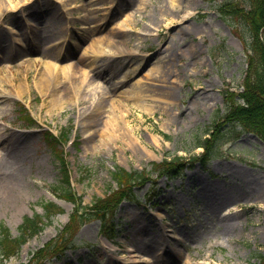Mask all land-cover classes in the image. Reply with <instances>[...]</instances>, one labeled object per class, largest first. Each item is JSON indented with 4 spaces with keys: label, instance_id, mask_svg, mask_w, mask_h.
Returning <instances> with one entry per match:
<instances>
[{
    "label": "rangeland",
    "instance_id": "1",
    "mask_svg": "<svg viewBox=\"0 0 264 264\" xmlns=\"http://www.w3.org/2000/svg\"><path fill=\"white\" fill-rule=\"evenodd\" d=\"M64 1L14 0L19 9L2 19L0 39L20 52L8 57L0 46V73L6 75L0 89L8 93L0 103V133L5 137L0 151L9 148L25 158L26 170L25 184H4L10 170L0 161V224L15 236L25 215L44 213L43 202L54 200L64 208L50 220L44 218L43 229L3 264L27 261L66 223L74 207L60 195L66 183L46 129L77 134L74 143L57 146L70 169L72 190L90 204L116 185L115 166L139 170L150 168L152 160L200 154L199 140L225 111L223 90L240 89L246 69L244 41L251 40V33L242 19L221 10L227 0H176L174 5L172 0H142V10L138 0H95L93 7L99 11L93 14L104 18V35L127 13L133 25L128 36L114 35L117 42L110 43L111 52L107 47L94 68L78 61L83 52L94 55L92 39L82 40L88 22L81 10L90 0H72L77 5L72 13ZM188 10L192 14L183 19ZM57 12L59 20L52 22ZM33 19L39 22L37 31L50 28L52 42L65 41L59 44L58 58L42 52L52 46L45 39L39 50L28 49ZM49 60L63 78V67L73 69L77 82L84 69L89 76L97 73L90 92H81L83 101L64 96L57 106L53 84L41 79ZM67 86L70 91L72 85ZM115 88L123 96L113 94ZM132 89L139 93L128 98ZM65 90L59 86L56 94ZM100 100L108 104L107 112H86L90 103ZM19 102L37 124L26 121ZM113 108L116 126L105 131ZM233 129L225 127L206 164L196 162L176 177L163 176L156 184L137 187L138 200L118 208L114 241L99 232L98 220L89 221L80 228L76 245L47 264H261L255 254H264V144L246 132L234 139ZM244 167L247 171L241 170Z\"/></svg>",
    "mask_w": 264,
    "mask_h": 264
},
{
    "label": "trees",
    "instance_id": "2",
    "mask_svg": "<svg viewBox=\"0 0 264 264\" xmlns=\"http://www.w3.org/2000/svg\"><path fill=\"white\" fill-rule=\"evenodd\" d=\"M224 11H229L233 16L243 19L251 31V42L248 49L247 69L242 82L243 89L234 91L227 89L224 93L226 111L224 115L213 123V131L205 140H201V146L205 150L200 157H194L206 162L209 153L213 148L216 139L221 135L227 124L235 128L242 126L245 131L256 133L264 141V43L262 35L264 33V0H230L221 7ZM242 131H237L236 136ZM48 138L53 137L50 132ZM183 157L177 156L174 159L153 162L149 171H127L121 167L115 168L112 172L113 179L117 182V187L110 188L103 197H97L89 206L77 207L71 214L69 222L43 246L35 250L28 262L23 264H45V260L54 256H60L64 251L72 246L73 238L81 224L91 219L101 220V231L113 237L115 233L114 217L119 203L123 199L134 197V186L142 185L150 180L151 173L157 176H174L185 166ZM64 167V165H63ZM64 181L68 182V174L64 168ZM65 195L74 201L77 199L70 189L65 190ZM47 216L59 211L57 204L47 202L44 204ZM40 217H25L21 223L20 235L11 237L8 229L2 228L0 237L1 249L5 256L13 254L28 236L33 235L42 228L39 223ZM39 221V222H38ZM264 260V255L258 253Z\"/></svg>",
    "mask_w": 264,
    "mask_h": 264
},
{
    "label": "bare ground",
    "instance_id": "3",
    "mask_svg": "<svg viewBox=\"0 0 264 264\" xmlns=\"http://www.w3.org/2000/svg\"><path fill=\"white\" fill-rule=\"evenodd\" d=\"M112 1V0H111ZM119 1V0H118ZM141 1V3L138 5L137 8H140V10L144 9V4L142 2V0H138ZM144 1V0H143ZM7 2V4H5ZM176 2V0H172V4L174 5ZM95 0H90L89 4L86 2H84V7L86 5V9H83L81 11H84L85 13L82 14V17L84 18V20H86L88 23H86L87 25L84 26L85 29V33H83V39L85 40L87 38L92 39V42L90 43V50L94 53V55L88 56L86 55V52L84 54L83 52V56L80 57V59H78V61L82 62V60L87 63L88 67L90 68H94V65L96 63V60L98 59V57L108 53L107 47L110 51L111 46L110 43H116L117 41L114 39V35L120 34L123 36H128V34H126V32L128 31V28H132L133 22V16H131L130 13L126 14V17L124 20H120L119 24H117V26L112 29L111 31L108 32V34L104 35L102 33L103 30V19L104 18H98L95 13L96 11H99V9L94 8L93 4H95ZM64 4L71 6L70 9L71 11L69 13L73 12V9H76L75 7L77 6L76 4H73L72 0H65ZM20 4H18V2H14V0H0V30L1 27L4 26L3 24V20L2 19H6L7 14H9L10 11H14V13H16V9H19ZM78 8V7H77ZM130 9V8H129ZM176 10V9H175ZM178 10V9H177ZM79 11V10H78ZM130 10H127V12ZM192 14L191 11H186L184 14V18H188L190 15ZM113 17V16H112ZM112 17L110 19H112ZM115 17V16H114ZM178 17H176L175 19H177ZM7 20V19H6ZM59 20V13L57 12L53 18H52V22H57ZM33 21H36L33 19ZM174 21V20H172ZM7 23H9L10 25L13 26V28L15 27V24L10 23V21H6ZM38 23L39 22H35V23H31V29H29V35L30 38L28 40V49L30 50H39L40 49V40L45 39L46 41H49L48 43L51 44V42L53 40H55L53 38V34L50 30L49 27H46L45 29L43 28V31H37L36 28L39 30L40 28L38 27ZM12 29V28H11ZM14 30V29H12ZM136 31V30H134ZM37 32V33H36ZM1 35V34H0ZM6 38V37H5ZM5 41V39H4ZM123 41V40H121ZM68 42L71 43V40H69ZM7 44V43H6ZM1 39H0V46L4 49V52L7 54L8 57H13V56H17L19 54L20 51L14 49L12 46H7ZM98 44H102L103 46H100ZM61 46H56L53 45L51 50H48L44 47L43 49V53H45L47 56H51V57H55L58 58L60 56V53L62 50L60 49ZM169 49H171L169 47ZM111 52V51H110ZM167 58H169L171 56V54H167L166 55ZM53 59V58H52ZM48 64V68L42 73L41 79L43 82H45V84L48 83H52V99L55 101V103H57V106H59L62 103V97L66 96V98H70V95L72 96H77L79 97V99L82 101L84 100V98L82 97V93L84 92V90L86 92H90V89L93 85V77L89 76L88 72L86 69L83 70V76L81 77L80 81L77 82V78L78 75H76L75 71L73 69H65V67L62 68V71L65 78H63V76L60 75L59 71H58V67L57 64L53 62V60H49L47 62ZM1 70V69H0ZM71 75H70V74ZM6 75L3 73H0V81L1 78L5 77ZM71 84V90H68V84ZM59 86H66L67 91L65 90V92L63 94H56V91L58 90ZM19 88L21 87V85L19 84L18 86ZM113 94H118L120 96H123V94L121 93V90H119L118 88L113 90ZM129 93V92H128ZM134 93H139L137 90L132 89L131 92L129 94H127V97H133ZM7 95L8 93L3 91L2 89H0V103H3L5 101V99H7ZM81 97V98H80ZM74 101V100H73ZM105 102L103 100H100V102L98 103H90V105L87 107V111L89 114H95V111H100V110H104L106 107H108V104H104ZM109 110V108H106L104 111L107 112ZM82 114V113H81ZM109 114V113H108ZM97 121V119L93 120L92 122ZM84 122V121H83ZM116 122H117V116L115 113V108H113L110 116H109V120L106 123V128L105 131H109L113 126H116ZM88 126V125H87ZM87 129H89V127H87ZM10 142H13V140H9ZM5 142V137L0 133V143ZM19 155H16L15 152L11 149L8 148L6 153H3L0 151V161H4L5 162V168L10 170V173L6 176L5 180H4V184H25L24 183V176H25V158H18ZM242 171H247L246 168H241ZM14 187V186H13ZM231 206V205H230ZM229 206H227L226 208H228ZM230 211L227 210L226 213H229Z\"/></svg>",
    "mask_w": 264,
    "mask_h": 264
},
{
    "label": "water",
    "instance_id": "4",
    "mask_svg": "<svg viewBox=\"0 0 264 264\" xmlns=\"http://www.w3.org/2000/svg\"><path fill=\"white\" fill-rule=\"evenodd\" d=\"M263 40H264V38H263Z\"/></svg>",
    "mask_w": 264,
    "mask_h": 264
}]
</instances>
